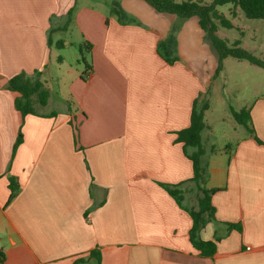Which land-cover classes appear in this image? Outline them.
Masks as SVG:
<instances>
[{
	"label": "crops",
	"instance_id": "crops-1",
	"mask_svg": "<svg viewBox=\"0 0 264 264\" xmlns=\"http://www.w3.org/2000/svg\"><path fill=\"white\" fill-rule=\"evenodd\" d=\"M147 4L0 0V264H98L97 249L102 264H264V144L255 139L264 143V96L248 107L255 134L241 126L235 148L211 154L206 123L208 188L219 191L217 222L200 232L217 253L203 257L189 213L202 193L177 133L209 93L204 66L180 57V36L205 31L198 18L179 29L183 20ZM73 6L92 72L75 80L72 101L24 116L9 81L46 82L50 32ZM11 177L19 191L9 203ZM163 185L182 191L184 208Z\"/></svg>",
	"mask_w": 264,
	"mask_h": 264
},
{
	"label": "rangeland",
	"instance_id": "rangeland-1",
	"mask_svg": "<svg viewBox=\"0 0 264 264\" xmlns=\"http://www.w3.org/2000/svg\"><path fill=\"white\" fill-rule=\"evenodd\" d=\"M88 1L91 2V0ZM192 1L211 3L213 0ZM89 2L78 0V7L87 5ZM148 8L152 10L150 6ZM218 10L232 22L233 28L226 29L219 25L217 36L225 40L229 48H233L235 42L240 41L243 49L264 61V20L247 19L240 9H234L231 5L219 7ZM193 18H179L185 22L179 25V29L183 28L185 24H189L192 29L195 21L191 20H197V17ZM66 19L65 16L60 25L61 28H66L53 35L54 40L63 39L65 41L64 47L52 49L44 83L45 88L50 91V98L52 93L53 100H58V104L52 101V105L45 108L36 104L38 111H49L56 105L57 108L62 107L63 99L72 101L71 86L76 79H83L86 68L85 60L91 64L90 53L85 47L87 40L75 24V16L73 23L68 26H65ZM201 34L195 33V31H184L181 34L180 57L182 59L192 58L194 61L192 63L197 69L198 66L201 68L204 66L201 74L204 76L209 93L205 101L202 102L209 105V109L205 113V122L211 128L209 132L211 135L210 145L216 152L218 150L225 151L227 145L229 148H235L239 140L245 136L243 127L235 120L232 112L248 109L257 97L264 96V68L248 61L228 57L224 60L223 68L217 71L219 53L209 36L206 33ZM198 71L200 72V69ZM43 78V75L39 76V80L42 82H44Z\"/></svg>",
	"mask_w": 264,
	"mask_h": 264
},
{
	"label": "trees",
	"instance_id": "trees-1",
	"mask_svg": "<svg viewBox=\"0 0 264 264\" xmlns=\"http://www.w3.org/2000/svg\"><path fill=\"white\" fill-rule=\"evenodd\" d=\"M157 12L169 13L176 15L181 19H189L197 17L199 19V25L203 31L209 36L213 46L219 53V66L217 71L223 68L224 60L228 57H233L238 60L248 61L253 65L264 68V61L254 57L248 51L241 47L240 41H236L233 48H229L225 40L217 36L219 25L226 29H232V22L229 21L223 14L219 13L218 8L231 5L234 9H240L247 19L252 20H264V0H213L211 3H203L201 1H177V0H144ZM76 13V6H73L66 14L65 26L73 23V18ZM66 28V27H65ZM64 28H52L51 38L49 45L57 49L64 47V40L59 39L54 42L53 35L62 31ZM86 49L91 52V44H86ZM83 48V47H82ZM169 63L175 60H167ZM86 63L83 79L86 80L87 76L92 72V65ZM8 88L11 91L18 92L21 96L16 101L17 108L21 113L26 115H37L36 104L46 106L50 98V91L45 88L44 82L39 79H33L27 76L25 73L19 74L9 81ZM209 109L208 103L196 100L193 106L191 114V122L189 127L178 132V143L183 145L185 155L193 162L194 177L192 181L196 184V187L200 190L202 195L198 199V209L189 211L193 219V227L190 232V239L193 246L200 252V255L206 258H213L217 253V242L204 241L200 237V232L210 223L217 222L215 217V208L212 205V196L219 191V189L208 188L210 180L209 172V156L207 151L203 148V132L207 128L205 122V113ZM235 120L239 125L245 127L251 134H255L251 127V115L248 109H243L240 112H232ZM22 133L19 135L17 146L22 143ZM255 139L264 144L256 136ZM211 154L216 153V150L212 148ZM10 197L9 203L12 202L18 194L19 185L15 178H10ZM169 194L183 206L182 191L177 189V186L173 188L169 185H163ZM188 211V210H187ZM230 229H238L241 231V227L238 225H231ZM219 241V240H217ZM91 259H95L98 264H102V255L100 250H93L90 254ZM4 256L0 255V263L4 261Z\"/></svg>",
	"mask_w": 264,
	"mask_h": 264
},
{
	"label": "built area",
	"instance_id": "built-area-1",
	"mask_svg": "<svg viewBox=\"0 0 264 264\" xmlns=\"http://www.w3.org/2000/svg\"><path fill=\"white\" fill-rule=\"evenodd\" d=\"M0 255H2V252L0 251Z\"/></svg>",
	"mask_w": 264,
	"mask_h": 264
}]
</instances>
